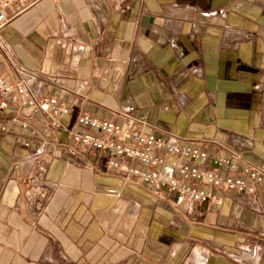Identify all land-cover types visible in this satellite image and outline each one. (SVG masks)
I'll return each mask as SVG.
<instances>
[{"label": "crops", "instance_id": "1", "mask_svg": "<svg viewBox=\"0 0 264 264\" xmlns=\"http://www.w3.org/2000/svg\"><path fill=\"white\" fill-rule=\"evenodd\" d=\"M0 70L27 91L0 117V264H264L263 183L188 206L71 138L87 114L264 175V0H43Z\"/></svg>", "mask_w": 264, "mask_h": 264}, {"label": "built area", "instance_id": "2", "mask_svg": "<svg viewBox=\"0 0 264 264\" xmlns=\"http://www.w3.org/2000/svg\"><path fill=\"white\" fill-rule=\"evenodd\" d=\"M42 1L0 0V32L11 20ZM26 92L22 82L8 81L0 70V117L16 105L18 97ZM29 104L37 111L46 106L53 116L52 126L55 128L60 126L59 119L63 120L69 115L67 106L55 96H48L40 103L33 99ZM77 123L88 130L72 132L71 138L75 144L81 143L94 150L107 152L113 157L110 161L112 168L130 173L151 185L167 186L188 206L194 202L219 205L221 200L213 193L214 189L250 193L254 191L255 185H264L262 173L250 168L238 172L225 152L215 157L199 147L187 143H169L163 137L123 129L114 122L101 121L87 114L80 116ZM1 129L6 130L4 126ZM93 130L98 135L91 133ZM129 163H137L144 169L131 168ZM202 166H212L213 169L206 171ZM32 181L36 182L35 179Z\"/></svg>", "mask_w": 264, "mask_h": 264}]
</instances>
